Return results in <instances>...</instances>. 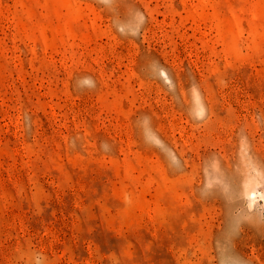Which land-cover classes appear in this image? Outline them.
Here are the masks:
<instances>
[{
    "label": "rangeland",
    "instance_id": "obj_1",
    "mask_svg": "<svg viewBox=\"0 0 264 264\" xmlns=\"http://www.w3.org/2000/svg\"><path fill=\"white\" fill-rule=\"evenodd\" d=\"M0 264H264V0H0Z\"/></svg>",
    "mask_w": 264,
    "mask_h": 264
}]
</instances>
